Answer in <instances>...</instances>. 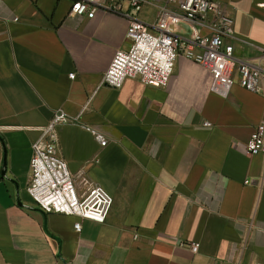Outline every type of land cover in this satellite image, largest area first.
I'll return each mask as SVG.
<instances>
[{
  "label": "crops",
  "instance_id": "obj_1",
  "mask_svg": "<svg viewBox=\"0 0 264 264\" xmlns=\"http://www.w3.org/2000/svg\"><path fill=\"white\" fill-rule=\"evenodd\" d=\"M220 2L236 19V58L264 68V0ZM71 7L0 0V264H264V153L244 150L264 95L237 78L215 93L212 72L185 57L165 88L101 85L130 47V19ZM156 16L153 4L140 13ZM58 109L78 118L59 136L79 194L99 185L114 197L106 222L48 214L29 193L33 144Z\"/></svg>",
  "mask_w": 264,
  "mask_h": 264
},
{
  "label": "built area",
  "instance_id": "obj_2",
  "mask_svg": "<svg viewBox=\"0 0 264 264\" xmlns=\"http://www.w3.org/2000/svg\"><path fill=\"white\" fill-rule=\"evenodd\" d=\"M71 1L73 14L93 18L103 9L130 19L127 32L130 47L116 52L101 85L121 88L128 78H136L144 84L165 88L179 58L185 57L212 72V91L215 93L228 96L237 78L242 87L264 95V68L255 60L236 58L233 43L236 19L220 0ZM149 4L157 6L153 22L140 17L143 8ZM185 24L190 28L189 36L180 33ZM70 76L75 78V74ZM77 120L63 109L55 111L43 129L42 137L33 144L28 190L38 208L48 214L76 215L106 222L114 197L99 185L79 194L76 177L61 153L59 128ZM83 127L92 132L101 146L109 144L107 137L96 129L88 125ZM244 150L249 155L264 153V122L255 128ZM245 183L253 184L254 180L248 178ZM75 228L81 231V222H76ZM191 247L197 252L200 244L192 243Z\"/></svg>",
  "mask_w": 264,
  "mask_h": 264
}]
</instances>
